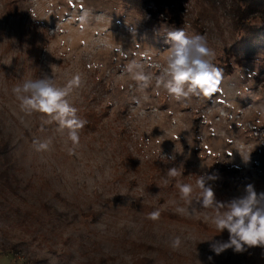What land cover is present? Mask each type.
Listing matches in <instances>:
<instances>
[{
    "label": "rangeland",
    "instance_id": "374dc122",
    "mask_svg": "<svg viewBox=\"0 0 264 264\" xmlns=\"http://www.w3.org/2000/svg\"><path fill=\"white\" fill-rule=\"evenodd\" d=\"M237 2L159 0L146 13L122 0H0V264H264L260 247L210 250L228 233L197 184L205 178L214 203L248 185L264 192V76L255 78L264 51L248 54ZM175 14L215 51L223 79L210 97L176 102L159 88ZM229 49L246 58L236 64ZM133 61L150 77L146 100L127 71ZM45 75L61 87L81 78L67 99L88 123L72 155L66 130L25 115L12 92ZM49 138V151H35ZM180 184L192 185L190 202Z\"/></svg>",
    "mask_w": 264,
    "mask_h": 264
},
{
    "label": "clouds",
    "instance_id": "9594fccd",
    "mask_svg": "<svg viewBox=\"0 0 264 264\" xmlns=\"http://www.w3.org/2000/svg\"><path fill=\"white\" fill-rule=\"evenodd\" d=\"M167 42L171 43V47L164 53L165 63L161 66L163 75L157 76V82L159 88H163L170 99L181 102L191 100L193 97H210L221 90L223 73L213 63L215 51L209 47L205 36L200 34L189 36L184 29H179L168 33ZM127 71L137 82V90L142 93L143 99H148L145 90L150 77L142 65L133 61ZM80 79V76L76 75L67 85L61 87L55 85L52 76L45 75L26 80L12 89L25 115L40 114L45 121L55 122L58 130H66V140L71 142V146L68 147L69 155H72L75 147L79 145V131L88 123L86 119L77 115L78 109L67 99L72 91V85H78ZM134 99L137 104L140 103L139 98ZM51 144L50 138L33 141L37 152L49 151ZM167 175L176 177L180 172L172 168L168 170ZM167 182L166 180L165 183ZM205 183L204 177L197 180L199 188L204 193L200 203L204 207L216 209L213 218L215 227L219 233L225 230L228 233L226 242L215 241L210 244V250L219 255L227 249H232L236 253L252 247L264 249V192L258 194L252 185H248L242 197L227 204L214 203L213 192L210 187H205ZM178 187L181 198L190 202L192 185L180 184ZM176 210L180 213L186 212L183 207H177ZM147 218L156 221L160 218V212L152 211ZM181 243V238L176 236L170 246L175 250ZM208 259L211 261L212 257Z\"/></svg>",
    "mask_w": 264,
    "mask_h": 264
},
{
    "label": "trees",
    "instance_id": "16d2710c",
    "mask_svg": "<svg viewBox=\"0 0 264 264\" xmlns=\"http://www.w3.org/2000/svg\"><path fill=\"white\" fill-rule=\"evenodd\" d=\"M126 3L131 4L134 8L140 12L151 13L150 9L147 6L150 3H157L159 0H122ZM235 12L236 22L242 27L249 29L252 33L251 37H244L242 42L246 44V50L249 55L254 53V47H258L260 50L264 51V0H238ZM168 23L171 25L172 31L184 29V21L182 16L175 14L172 17H169ZM228 55L235 57L236 64H241L243 57L240 55L238 50L229 49L227 52ZM225 71L232 72L233 67L230 63H226L224 67ZM261 76H264V68L259 70V73L255 75V78L259 81ZM89 118H93V113L89 114ZM3 145H0V148ZM2 153V152H0ZM229 165L222 166V173L225 175V178L221 179L220 183L223 187H226L227 177H229ZM133 264H149L147 259L137 260Z\"/></svg>",
    "mask_w": 264,
    "mask_h": 264
}]
</instances>
